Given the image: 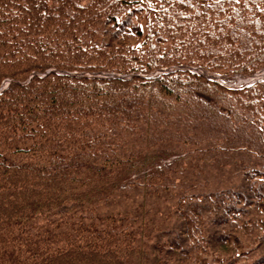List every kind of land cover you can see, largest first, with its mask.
I'll return each mask as SVG.
<instances>
[{"label": "trees", "instance_id": "trees-1", "mask_svg": "<svg viewBox=\"0 0 264 264\" xmlns=\"http://www.w3.org/2000/svg\"><path fill=\"white\" fill-rule=\"evenodd\" d=\"M182 65L262 70L264 0H0V264H264V79Z\"/></svg>", "mask_w": 264, "mask_h": 264}, {"label": "bare ground", "instance_id": "bare-ground-1", "mask_svg": "<svg viewBox=\"0 0 264 264\" xmlns=\"http://www.w3.org/2000/svg\"><path fill=\"white\" fill-rule=\"evenodd\" d=\"M176 70H190V71H193L195 73H200V74L204 73L203 70L200 69V68H193V67L182 65V66H171V67H168L167 69L156 70L155 72L152 73V75H149V76L150 77H155L156 75H159L161 73H165V72H169V71H176ZM50 72H55V70H49L47 73H50ZM61 74L85 76V77H89V78H101L100 76H102V74H105V73H67V72H62ZM107 75H110V74H107ZM121 76L125 77L123 79H129L132 75L130 77L129 76H124V75H121ZM262 76H264V73L263 74L260 73L256 77H262ZM210 79L214 80V81H217L219 83L224 81V77L223 76L215 75V74L210 76ZM8 81L9 80H7L4 83V86H3L2 90L5 89L8 86ZM254 81H255V79L250 78L249 80H247L246 83L247 84H252Z\"/></svg>", "mask_w": 264, "mask_h": 264}, {"label": "water", "instance_id": "water-1", "mask_svg": "<svg viewBox=\"0 0 264 264\" xmlns=\"http://www.w3.org/2000/svg\"><path fill=\"white\" fill-rule=\"evenodd\" d=\"M100 77H102V78H121V79L125 78V77L118 75V74H110V75L102 74V76H100Z\"/></svg>", "mask_w": 264, "mask_h": 264}, {"label": "built area", "instance_id": "built-area-1", "mask_svg": "<svg viewBox=\"0 0 264 264\" xmlns=\"http://www.w3.org/2000/svg\"><path fill=\"white\" fill-rule=\"evenodd\" d=\"M250 78H247L245 80L239 79L238 85L237 86H241L242 82H244V85H247V80H249Z\"/></svg>", "mask_w": 264, "mask_h": 264}, {"label": "rangeland", "instance_id": "rangeland-1", "mask_svg": "<svg viewBox=\"0 0 264 264\" xmlns=\"http://www.w3.org/2000/svg\"><path fill=\"white\" fill-rule=\"evenodd\" d=\"M261 73V72H260ZM260 73H258V74H260ZM261 74H263V73H261ZM263 77V76H262ZM242 83H244V82H242Z\"/></svg>", "mask_w": 264, "mask_h": 264}]
</instances>
